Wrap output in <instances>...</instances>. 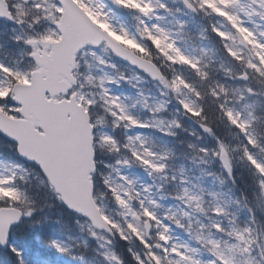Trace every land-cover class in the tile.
<instances>
[{
	"label": "snow or ice",
	"instance_id": "snow-or-ice-1",
	"mask_svg": "<svg viewBox=\"0 0 264 264\" xmlns=\"http://www.w3.org/2000/svg\"><path fill=\"white\" fill-rule=\"evenodd\" d=\"M0 264H264V0H0Z\"/></svg>",
	"mask_w": 264,
	"mask_h": 264
}]
</instances>
